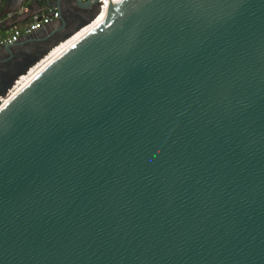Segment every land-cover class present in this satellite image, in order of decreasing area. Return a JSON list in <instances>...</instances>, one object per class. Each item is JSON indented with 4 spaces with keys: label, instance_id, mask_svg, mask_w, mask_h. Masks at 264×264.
Listing matches in <instances>:
<instances>
[{
    "label": "water",
    "instance_id": "obj_1",
    "mask_svg": "<svg viewBox=\"0 0 264 264\" xmlns=\"http://www.w3.org/2000/svg\"><path fill=\"white\" fill-rule=\"evenodd\" d=\"M106 1L0 110V264H264V0ZM45 2L0 97L102 12Z\"/></svg>",
    "mask_w": 264,
    "mask_h": 264
},
{
    "label": "crops",
    "instance_id": "obj_2",
    "mask_svg": "<svg viewBox=\"0 0 264 264\" xmlns=\"http://www.w3.org/2000/svg\"><path fill=\"white\" fill-rule=\"evenodd\" d=\"M51 1L54 2L55 0ZM37 3L40 7H37ZM62 5L66 11L64 14H67L66 7H70V0H62ZM54 10L57 9L55 7L48 6L45 0H7L4 11L0 14V24L22 27L30 23L35 16L50 14L51 11ZM60 18L58 20H54L49 27L54 28L60 24ZM46 29H48V27H46ZM20 43V46L12 54H9L4 50L0 53V68L6 69L7 67H10V65L16 61L21 60L20 53H31L36 46L35 42L29 41L26 37H23L20 40Z\"/></svg>",
    "mask_w": 264,
    "mask_h": 264
},
{
    "label": "built area",
    "instance_id": "obj_3",
    "mask_svg": "<svg viewBox=\"0 0 264 264\" xmlns=\"http://www.w3.org/2000/svg\"><path fill=\"white\" fill-rule=\"evenodd\" d=\"M82 1L88 2L89 0H82ZM105 3L106 0H99V5L101 10L104 9ZM59 18H60V13L57 10H54L51 11L50 14L35 16L30 23L22 27L0 24V52H2L6 47L13 46L19 43L23 37L31 36L34 33L51 25L54 20H58ZM17 83L18 81L16 82V85ZM16 85L11 90L8 91L5 97H0V110L14 95Z\"/></svg>",
    "mask_w": 264,
    "mask_h": 264
},
{
    "label": "bare ground",
    "instance_id": "obj_4",
    "mask_svg": "<svg viewBox=\"0 0 264 264\" xmlns=\"http://www.w3.org/2000/svg\"><path fill=\"white\" fill-rule=\"evenodd\" d=\"M120 0H115V4L119 3ZM109 5L110 3L106 1L104 9L102 10L101 14L93 21L89 26L82 29L80 32L76 33L73 37L68 39L65 42H62L59 46L54 48L52 52L45 57L37 66L33 67L30 70L28 75L22 76L16 85L15 96L21 89H23L37 74H39L47 65H49L55 58L60 56L64 51H66L69 47H71L75 42H77L81 37L87 34L90 30L97 27L98 25L104 23L106 18L109 14ZM12 96V97H13Z\"/></svg>",
    "mask_w": 264,
    "mask_h": 264
},
{
    "label": "trees",
    "instance_id": "obj_5",
    "mask_svg": "<svg viewBox=\"0 0 264 264\" xmlns=\"http://www.w3.org/2000/svg\"><path fill=\"white\" fill-rule=\"evenodd\" d=\"M7 0H0V14L4 11Z\"/></svg>",
    "mask_w": 264,
    "mask_h": 264
},
{
    "label": "flooded vegetation",
    "instance_id": "obj_6",
    "mask_svg": "<svg viewBox=\"0 0 264 264\" xmlns=\"http://www.w3.org/2000/svg\"><path fill=\"white\" fill-rule=\"evenodd\" d=\"M47 44L49 45L50 43L47 42ZM2 70H3V68H0V78L4 77ZM6 79H7V77H6ZM8 79H11L10 75H9Z\"/></svg>",
    "mask_w": 264,
    "mask_h": 264
}]
</instances>
